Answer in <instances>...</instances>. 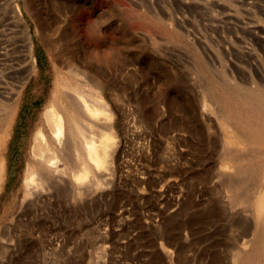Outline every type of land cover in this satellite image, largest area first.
<instances>
[{
  "label": "rangeland",
  "instance_id": "374dc122",
  "mask_svg": "<svg viewBox=\"0 0 264 264\" xmlns=\"http://www.w3.org/2000/svg\"><path fill=\"white\" fill-rule=\"evenodd\" d=\"M16 1L32 49L0 0L15 87L0 110V264H264V123L237 118L242 103L251 124L264 112V0ZM72 66L98 82L119 146L90 201L28 204L34 135Z\"/></svg>",
  "mask_w": 264,
  "mask_h": 264
},
{
  "label": "bare ground",
  "instance_id": "6f19581e",
  "mask_svg": "<svg viewBox=\"0 0 264 264\" xmlns=\"http://www.w3.org/2000/svg\"><path fill=\"white\" fill-rule=\"evenodd\" d=\"M10 6L12 18L25 31L29 52L32 49L29 27L21 6L16 0H10ZM25 6L28 7L27 4ZM28 57L30 61L27 74L24 73L25 77L34 64L31 52ZM10 70L12 72V69ZM69 71L71 76L76 78V83L70 86L71 90H65L64 101L57 96L58 99L55 102L52 100L53 102L44 109L42 117L49 131L45 132L40 127L34 135L33 162L28 164L24 178L28 204L35 201L45 203L51 196L58 200L69 196L70 199L67 200L71 202L68 203H73V199L81 198L82 195L83 199L90 201L92 187L104 180L100 178L107 172L108 164L113 161L115 149L119 146L117 118L112 116L109 103L98 82L94 76L77 66L70 67ZM2 75L0 73L1 111L6 109V102L9 103L15 97V87L5 86ZM241 108L245 112L240 111L237 117L240 124L250 130L259 129V124L263 125L264 112L257 124H251L248 112L253 107L242 103ZM259 194L256 202L264 204V190ZM29 198L33 199L29 201Z\"/></svg>",
  "mask_w": 264,
  "mask_h": 264
}]
</instances>
